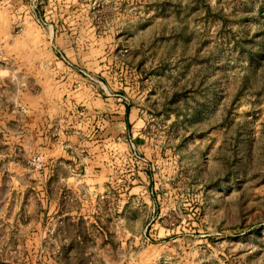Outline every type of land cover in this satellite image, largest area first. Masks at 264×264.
Segmentation results:
<instances>
[{"label": "rangeland", "instance_id": "1", "mask_svg": "<svg viewBox=\"0 0 264 264\" xmlns=\"http://www.w3.org/2000/svg\"><path fill=\"white\" fill-rule=\"evenodd\" d=\"M0 23H20L15 83L54 101L64 120L130 111L129 163L150 175L155 212L135 205L141 234L119 238L123 264H264V0H0ZM149 23L179 36L189 29L206 53L219 46L216 107L180 90V75L175 92L118 86L130 47L152 36Z\"/></svg>", "mask_w": 264, "mask_h": 264}, {"label": "crops", "instance_id": "2", "mask_svg": "<svg viewBox=\"0 0 264 264\" xmlns=\"http://www.w3.org/2000/svg\"><path fill=\"white\" fill-rule=\"evenodd\" d=\"M149 24L156 26L152 36L130 47L118 86L141 92L169 85L175 92L180 75V90L202 93L200 107H216L219 46L206 53L204 39L189 29L179 36L160 30L169 23ZM17 25L0 23V264H123L128 247L119 238L141 234L133 227L135 205L143 201L150 216L155 212L145 194L150 175L129 163L130 111L123 106L110 116L101 107L88 121L64 120L54 101L16 84L13 76L23 70L14 54ZM37 156L44 158L40 170L29 164Z\"/></svg>", "mask_w": 264, "mask_h": 264}, {"label": "built area", "instance_id": "3", "mask_svg": "<svg viewBox=\"0 0 264 264\" xmlns=\"http://www.w3.org/2000/svg\"><path fill=\"white\" fill-rule=\"evenodd\" d=\"M97 1H103V0H97ZM130 147H131V150H132V153H133V157L139 162V163H146V160L141 158L138 154H137V150H136V147H135V144L133 142L130 143ZM43 163H44V158L42 156H37L35 158H33L29 164L30 166H32L33 168L35 169H42L43 168Z\"/></svg>", "mask_w": 264, "mask_h": 264}]
</instances>
